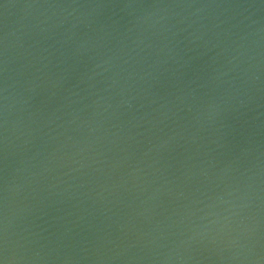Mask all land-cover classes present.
Returning <instances> with one entry per match:
<instances>
[{"label":"water","instance_id":"obj_1","mask_svg":"<svg viewBox=\"0 0 264 264\" xmlns=\"http://www.w3.org/2000/svg\"><path fill=\"white\" fill-rule=\"evenodd\" d=\"M0 264H264V0H0Z\"/></svg>","mask_w":264,"mask_h":264}]
</instances>
